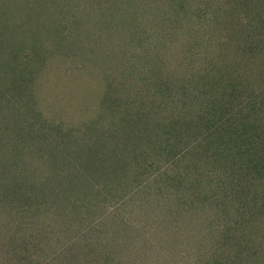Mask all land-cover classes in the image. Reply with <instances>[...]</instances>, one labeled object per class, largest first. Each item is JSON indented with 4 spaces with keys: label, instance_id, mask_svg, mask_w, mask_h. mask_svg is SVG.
Returning a JSON list of instances; mask_svg holds the SVG:
<instances>
[{
    "label": "trees",
    "instance_id": "trees-1",
    "mask_svg": "<svg viewBox=\"0 0 264 264\" xmlns=\"http://www.w3.org/2000/svg\"><path fill=\"white\" fill-rule=\"evenodd\" d=\"M209 2L107 0L111 18L95 6L110 22L128 15L133 42L121 58L89 55L100 106L71 124L47 116L43 99L62 88L37 86V72L82 53L90 5L63 15L66 0H0V235L66 216L85 234L113 216L112 231L158 237L157 264H264V0ZM79 237L83 253L107 246Z\"/></svg>",
    "mask_w": 264,
    "mask_h": 264
},
{
    "label": "rangeland",
    "instance_id": "rangeland-1",
    "mask_svg": "<svg viewBox=\"0 0 264 264\" xmlns=\"http://www.w3.org/2000/svg\"><path fill=\"white\" fill-rule=\"evenodd\" d=\"M66 1L67 3H64L62 8L60 7V9H58L60 12H63V15L69 12L70 8H75L74 6L79 5L83 7L85 5H90L89 7L91 10L88 11V14L90 17L94 18L95 26L92 30L95 34H92L88 42L89 48L86 47L88 46L87 44L84 49H82V53L79 52L78 55L73 56L76 58L66 59L61 56L60 53H57L56 56L48 59L42 66L40 65L37 72L36 85H39V87H52L54 84L56 89L62 88L61 91L57 92L49 91L48 97L43 99V102H47L48 104L47 116H58L60 114L67 122L79 124L93 119L96 115L97 104L100 106V89L98 86L104 83V74L96 70L95 67L89 66V55L93 51H97L99 54H110L116 58H121V56L125 55L122 53V47L125 46L128 41H133L129 39L130 35L127 34L128 28L125 30L128 26V15H122L123 18H121V15H118L117 17L119 18L115 20L111 19L110 22L107 16L100 15L99 10L101 9H98L97 12L94 8L95 6L104 5L107 10L102 8L101 12H104V15L109 14V18H111L115 13H113V9L109 10L111 5L108 4L107 6V0H96L91 4L87 1L83 2V0ZM202 1L206 6L203 4L201 6H204L203 8L209 11V0ZM201 3L200 1L198 2L199 5ZM117 5L118 4H116V6ZM42 6L44 7L43 4ZM77 10H79V8H77ZM136 20H138V18ZM99 24H105L107 27L104 29L99 27L98 29L97 26ZM184 51L185 50H182L180 52L183 53ZM170 53L173 55L177 54L179 53V49H177L176 52L175 50H171ZM127 71L130 72L128 69ZM130 74L132 73L130 72ZM133 76V74L130 75V79H132ZM124 95L126 97V94ZM128 95L129 98L126 99L134 100L132 94ZM137 214L139 217L135 215L127 220L131 227L132 224L140 220L144 221L146 218L141 212ZM35 216H38V214L35 213ZM112 217L100 219L101 222L99 223V227L96 225L90 227L93 225L92 221H85L88 225L86 229L87 232L83 230L85 234L81 233L78 228H75L77 227L76 223L70 220L69 216L63 219L59 217L46 218L43 222L44 227H42V229L34 231L28 229L27 232H24V235L21 236L15 234L13 228L8 223L7 228H9V230L6 232V236L4 234L0 235V244L2 243L7 247L6 245H12L15 239L19 241V244L14 246V249H16V259L10 260L8 258L9 261H6L0 258V264H115L114 258L118 260L120 256H123L122 258L124 259H122L120 264H157L151 260H158L159 254L163 250L161 248L162 243L159 244L158 242V237H156L155 234L148 235L147 233L139 232L138 229L135 234L142 233L144 242L140 239L141 236L137 235L134 237L132 229L129 231V234L126 233V235H121L126 228L125 226H121L116 229L117 231H112L113 229L110 228V226H112V223H115L113 222L114 217ZM25 218L28 217L23 216L22 219L25 220ZM41 218L43 217H40V219ZM50 225L52 226L51 228ZM90 234H92L91 237ZM158 234L161 236L159 232ZM74 236H80L79 238L86 242H89V239L91 240L92 238H95L94 241L98 243H102L106 240L107 246L103 248L102 254L98 253L94 255L95 251H91L90 248L87 250L88 252H86V254L82 252L83 247L80 243H78L77 246L72 244ZM69 238L73 239H71V241L66 240ZM11 239L12 241H10ZM66 241L68 242L66 243ZM97 246L99 247L98 249H100V246ZM7 249L11 250V247H7ZM165 257H167V253ZM108 258L111 260V263L108 262ZM116 264H118V262Z\"/></svg>",
    "mask_w": 264,
    "mask_h": 264
}]
</instances>
